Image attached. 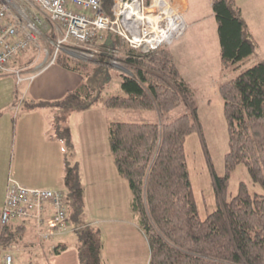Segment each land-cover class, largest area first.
Returning a JSON list of instances; mask_svg holds the SVG:
<instances>
[{
	"label": "trees",
	"instance_id": "16d2710c",
	"mask_svg": "<svg viewBox=\"0 0 264 264\" xmlns=\"http://www.w3.org/2000/svg\"><path fill=\"white\" fill-rule=\"evenodd\" d=\"M102 3L110 12L113 0ZM212 6L222 70L228 75L249 59L257 41L237 0H212ZM112 37L111 44L103 42L104 47L120 46V38ZM122 60L128 68L121 73L124 95L103 96L100 89L94 90L86 81L89 62L59 51L56 62L79 72L82 82L59 99L25 101L28 108L56 106L64 111L56 117L55 132L66 145L63 183L68 220L80 225L75 230L79 264H104V237L98 226L82 218L84 187L78 163H71L68 157L73 146L68 114L74 109L100 105L106 109L153 111L161 116L184 101L189 102L192 111L168 122L109 120L114 162L131 188L132 207L150 246L149 264H264V193L253 195L241 182L232 199L226 198L230 173L241 162L254 182L264 186V60L219 85L229 150L225 154L226 173L215 176L218 207L204 218L198 211L185 151L187 136L201 129L192 88L164 47L146 54L130 52ZM108 70V65H97L96 71L106 74ZM11 223L3 225V249L19 240ZM59 246L56 252L68 245Z\"/></svg>",
	"mask_w": 264,
	"mask_h": 264
},
{
	"label": "crops",
	"instance_id": "0c3cea01",
	"mask_svg": "<svg viewBox=\"0 0 264 264\" xmlns=\"http://www.w3.org/2000/svg\"><path fill=\"white\" fill-rule=\"evenodd\" d=\"M169 1L184 13L190 9V0ZM210 1L212 4V0ZM242 10L256 40L255 30L248 22L243 8ZM181 38L164 46L172 54L180 73V65L176 58L177 52L171 47H174L175 42ZM36 59V57L33 58V62L30 63L23 62L21 55L18 54L9 62L10 70L0 74V238L3 229L1 213L5 204L9 176L12 175L29 186L49 185L50 188L57 189L54 187L59 185L58 180H54L51 185V183H39L37 178L45 173L42 169L43 163L48 166L49 162H56L59 159L64 164L61 176L63 181L66 146L64 139L57 136L55 132V120L57 115L64 111L56 106L27 107L23 111L20 103H25L29 99H59L68 90L76 88L82 82L83 77L79 72L65 68L57 62L39 69L42 62L34 66ZM22 64L25 65L21 67ZM24 67L27 68L26 71H22L21 68ZM17 70H21V80H19ZM220 73L224 74L223 70H220ZM182 78L192 88L193 95L201 89L197 82L193 83L183 76ZM226 79L216 82L218 88L220 83ZM92 109V106L82 110L74 109L68 114L67 121L70 122L77 112H81V117L88 119L82 129H78V133L80 132L78 137L75 129L73 130L69 125L71 137L77 147L75 154L84 187V205L87 200L86 196H89L93 211L98 213L96 220L87 219L86 221L84 218L85 222L98 221L97 224L104 237L102 249L104 264H137V261L141 264H149L150 246L132 207L131 188L128 181L119 174L114 162L109 143L108 109L100 105L95 108L100 116L94 122L89 118ZM99 120H103V123L105 121V124L107 122V132L105 131L104 134V130L97 131L100 129ZM96 132L98 133L97 138ZM82 161L85 163L84 168ZM50 212L49 208L47 215ZM11 224L16 235H20L18 242L11 243L19 245L20 252H23L20 258L27 253L28 258L31 259L43 257L45 264H79L76 238L73 232L51 235L38 244L36 224L33 219L12 220ZM64 244L68 246L56 252V248ZM8 247L3 249L0 245L2 264H6L5 253ZM13 256L12 264L16 262L15 255Z\"/></svg>",
	"mask_w": 264,
	"mask_h": 264
},
{
	"label": "rangeland",
	"instance_id": "374dc122",
	"mask_svg": "<svg viewBox=\"0 0 264 264\" xmlns=\"http://www.w3.org/2000/svg\"><path fill=\"white\" fill-rule=\"evenodd\" d=\"M237 2L244 9L248 22L252 24L255 30L257 48L241 68L232 71L227 75L228 77L220 73V70L222 71V61L219 33L210 0H190V9L187 13L183 11L187 23L185 29L186 33L184 32L185 35H182L183 37L181 36L182 38L180 37L181 39L175 42L174 47H171L177 52L176 58L180 65L181 76L186 77L193 83L197 82L199 88H201L193 96L195 106L197 107V115L201 122V129L195 130L187 136L185 151L198 211L202 218L206 217L218 207L215 176L224 175L226 173L225 154L229 150L228 127L224 114V99L216 82L220 79L234 77L252 64L264 60V0H237ZM35 10L37 14H40L42 17L39 40L35 44H31L30 47L22 51L19 55H21V60L27 63L33 62V58L36 57L37 61L33 64L35 66L42 62L39 65L40 67H38L41 69L48 64L52 58L55 50L53 40L56 38L57 34L55 32V25L50 21L48 15L38 8ZM194 20H198V22H194ZM80 46L104 51L101 55L89 59H87L89 56L81 59L74 55V57L84 62H89L90 73L87 75L86 81L90 86L94 90L100 89L103 96L110 94H126L122 87L121 73L127 72L128 68L126 67L127 64L122 60V56L128 54L129 47L124 42H121L120 46L117 48L119 51H112L111 53L108 48L102 47L101 43ZM111 57H118L119 60L121 59L119 61L121 65L115 66L112 64ZM100 59H107L106 61L109 62H101ZM25 64H22L21 67ZM99 64L109 66V70L106 74L105 72L96 71L97 65ZM21 69L22 71L27 70L25 67ZM20 106L23 111L27 108L25 103H20ZM92 108L93 109L90 111L91 117H89V113L88 117L94 122L100 114L95 109L98 108V105H92ZM48 111H50V109H48ZM107 111L111 120H163V122H168L181 114L191 112L192 108L189 102L184 101L177 108L161 116L153 111L135 112L126 109H108ZM85 122L87 123L88 119L86 117H81V112H77L70 122L67 123L72 126L73 130L75 129V134L78 137V134H80V132L78 133V129L81 130ZM106 126L107 122L105 124V121L103 123V120H99L100 129L97 131L101 132L104 130V134L105 131L107 132ZM97 134L96 132V138L98 137ZM71 140L73 146L69 150L68 157L71 163H75L78 160L75 154L77 147L72 137ZM81 164L84 168L85 163L82 161ZM63 167L64 164L59 159L56 160V162H49L48 166H46V163H43L42 169L45 173L39 175L40 177L37 178L38 182L51 183L52 185L54 180H58L59 185H56L57 187L54 188L65 191L61 178ZM241 182L247 185L250 193L253 195L255 193H264V186L259 182H254L246 164L241 162L237 164L230 173L228 190L226 193L227 200L232 199L238 192ZM38 187L50 188L49 185H38ZM86 197V206L84 205L82 218L84 221L85 219L86 221L87 219L91 221L96 220L98 213L93 211L92 201L89 200V196ZM97 222L98 221H93L92 223L98 226ZM73 235L75 236L77 233L73 231ZM20 250V247H18L12 251V255H15L16 259L14 264H45L43 257L31 259L30 257L28 258L27 253L23 254V257L20 258V255L23 253L20 252ZM0 264H2L1 259ZM137 264H141V262L137 261Z\"/></svg>",
	"mask_w": 264,
	"mask_h": 264
},
{
	"label": "built area",
	"instance_id": "2783aa9c",
	"mask_svg": "<svg viewBox=\"0 0 264 264\" xmlns=\"http://www.w3.org/2000/svg\"><path fill=\"white\" fill-rule=\"evenodd\" d=\"M36 8L48 15L57 34L53 40L54 53L45 66L56 62L57 53L62 50L81 59L101 55L104 51L80 45L101 43L104 47L109 33L129 47L128 53L146 54L180 38L187 26L183 11L169 0H113L110 12L104 9L102 0H0V74L10 70L9 62L16 55L38 42L42 17ZM106 48L111 53L119 51ZM120 60L111 57L115 66L121 65ZM17 74L21 80L20 70ZM49 208L51 212L47 215ZM17 219L35 221L38 244L51 235L80 228L68 220L64 191L29 186L11 175L1 223ZM18 247L9 245L6 264L13 263L12 251Z\"/></svg>",
	"mask_w": 264,
	"mask_h": 264
},
{
	"label": "water",
	"instance_id": "95a60500",
	"mask_svg": "<svg viewBox=\"0 0 264 264\" xmlns=\"http://www.w3.org/2000/svg\"><path fill=\"white\" fill-rule=\"evenodd\" d=\"M112 40H113L112 34L109 33L106 39V43L111 44Z\"/></svg>",
	"mask_w": 264,
	"mask_h": 264
}]
</instances>
